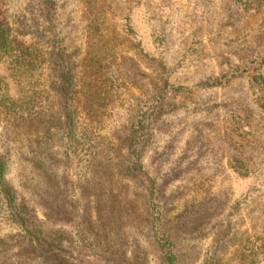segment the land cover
Returning a JSON list of instances; mask_svg holds the SVG:
<instances>
[{"label": "rangeland", "instance_id": "obj_1", "mask_svg": "<svg viewBox=\"0 0 264 264\" xmlns=\"http://www.w3.org/2000/svg\"><path fill=\"white\" fill-rule=\"evenodd\" d=\"M0 158V264H264V0H0Z\"/></svg>", "mask_w": 264, "mask_h": 264}, {"label": "trees", "instance_id": "obj_2", "mask_svg": "<svg viewBox=\"0 0 264 264\" xmlns=\"http://www.w3.org/2000/svg\"><path fill=\"white\" fill-rule=\"evenodd\" d=\"M61 78H62V82H63V87H64L65 91H67L66 69L62 70ZM6 171H7L6 163L4 160H2L0 158V198H2V200H4V202L7 204V206H9L10 210L13 209V210L17 211L18 210L17 209L18 204L16 205V203H17L16 202V194H15V191L12 189V187L6 182V179H5ZM56 196H57L56 198L59 197L57 200L58 202L55 205H53L52 209L56 213L61 214V213L65 212V209H64L66 207V204L64 202L65 198H64L63 194L61 192H58V191L56 192ZM23 227L25 228L26 231L30 232V230L26 227V225H23ZM37 238H39V237H37Z\"/></svg>", "mask_w": 264, "mask_h": 264}]
</instances>
